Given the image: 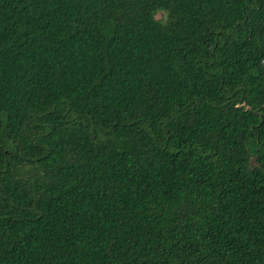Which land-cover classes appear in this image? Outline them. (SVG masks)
Segmentation results:
<instances>
[{
	"label": "trees",
	"instance_id": "trees-1",
	"mask_svg": "<svg viewBox=\"0 0 264 264\" xmlns=\"http://www.w3.org/2000/svg\"><path fill=\"white\" fill-rule=\"evenodd\" d=\"M0 264H264V0H0Z\"/></svg>",
	"mask_w": 264,
	"mask_h": 264
},
{
	"label": "rangeland",
	"instance_id": "rangeland-1",
	"mask_svg": "<svg viewBox=\"0 0 264 264\" xmlns=\"http://www.w3.org/2000/svg\"><path fill=\"white\" fill-rule=\"evenodd\" d=\"M161 16H162V15L160 14L159 17L161 18Z\"/></svg>",
	"mask_w": 264,
	"mask_h": 264
}]
</instances>
